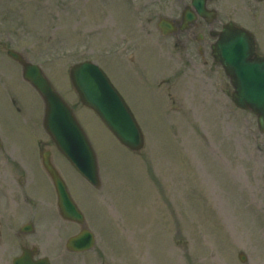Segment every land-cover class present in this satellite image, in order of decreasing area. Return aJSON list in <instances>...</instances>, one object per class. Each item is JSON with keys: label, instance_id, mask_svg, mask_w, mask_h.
Returning <instances> with one entry per match:
<instances>
[{"label": "rangeland", "instance_id": "1", "mask_svg": "<svg viewBox=\"0 0 264 264\" xmlns=\"http://www.w3.org/2000/svg\"><path fill=\"white\" fill-rule=\"evenodd\" d=\"M157 21L134 0H0V161L13 152L28 167L25 192L41 213V238L29 244L37 240L52 264H264V132L228 96L225 73L168 49ZM248 26L264 53V19L251 15ZM8 49L40 65L73 107L98 156L100 189L49 140L44 101ZM85 60L103 68L132 109L144 151L125 148L82 107L70 69ZM48 140L96 236L87 253L66 249L81 227L61 219L40 167L38 146ZM21 210L18 224L33 219L28 206ZM13 248L0 264H12L21 252Z\"/></svg>", "mask_w": 264, "mask_h": 264}, {"label": "water", "instance_id": "2", "mask_svg": "<svg viewBox=\"0 0 264 264\" xmlns=\"http://www.w3.org/2000/svg\"><path fill=\"white\" fill-rule=\"evenodd\" d=\"M219 51L217 60L224 66L235 88V104L255 113L264 131V57L257 53L251 35L244 31L239 35L229 27L222 33ZM9 55L23 65L24 79L43 97L46 103L45 127L59 150L89 183L100 188L96 154L71 108L55 91L39 66L28 63L17 52L9 51ZM71 79L82 103L99 115L123 145L136 152L144 148L145 138L139 124L104 71L94 63L85 61L72 68ZM45 167L54 181L63 216L83 223V215L72 201L63 179L48 161ZM94 244L93 234L84 231L69 241L68 248L72 251H85ZM241 260L246 261V257L242 255ZM15 264L50 263L47 260L32 263L23 257L16 260Z\"/></svg>", "mask_w": 264, "mask_h": 264}, {"label": "flooded vegetation", "instance_id": "3", "mask_svg": "<svg viewBox=\"0 0 264 264\" xmlns=\"http://www.w3.org/2000/svg\"><path fill=\"white\" fill-rule=\"evenodd\" d=\"M137 5L148 8L149 15L157 19V28L164 36V43L170 42L168 49L184 55L190 62L201 61L203 66L212 61L214 67L221 69L215 60L214 45L219 39L224 26L229 23L236 27L252 31L248 26L249 17L254 20L264 19V0H134ZM166 20V21H163ZM164 25H163V22ZM165 24H168L166 26ZM162 25V29L160 28ZM171 29V32H169ZM169 34L165 36L163 31ZM254 35L256 32L252 31ZM164 34V35H163ZM44 142L38 146V155L43 164L44 156L52 159L53 153ZM12 155L15 154L12 152ZM12 157V156H11ZM16 159V160H15ZM1 160L0 166V259H6L9 249L15 246L32 251L34 259L45 257L38 248L37 240L30 245L31 237L41 238L39 225L34 223L30 233L25 231V224H18L17 218L22 208L29 206L33 221L40 213L37 205L25 192L26 167L22 158ZM53 231V230H52ZM52 235V234H49ZM8 254V255H6ZM15 257V256H14ZM13 257V258H14Z\"/></svg>", "mask_w": 264, "mask_h": 264}]
</instances>
